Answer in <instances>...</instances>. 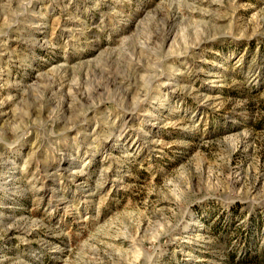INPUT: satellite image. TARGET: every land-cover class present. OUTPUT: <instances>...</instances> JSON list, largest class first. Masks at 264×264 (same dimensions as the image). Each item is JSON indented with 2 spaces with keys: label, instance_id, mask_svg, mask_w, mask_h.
<instances>
[{
  "label": "rangeland",
  "instance_id": "obj_1",
  "mask_svg": "<svg viewBox=\"0 0 264 264\" xmlns=\"http://www.w3.org/2000/svg\"><path fill=\"white\" fill-rule=\"evenodd\" d=\"M0 264H264V0H0Z\"/></svg>",
  "mask_w": 264,
  "mask_h": 264
}]
</instances>
